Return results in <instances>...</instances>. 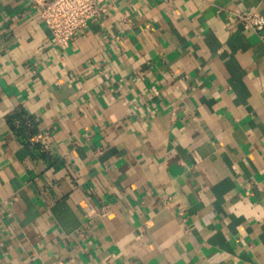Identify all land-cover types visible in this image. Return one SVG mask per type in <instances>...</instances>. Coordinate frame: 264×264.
Returning <instances> with one entry per match:
<instances>
[{
    "label": "crops",
    "instance_id": "obj_1",
    "mask_svg": "<svg viewBox=\"0 0 264 264\" xmlns=\"http://www.w3.org/2000/svg\"><path fill=\"white\" fill-rule=\"evenodd\" d=\"M103 6L0 0V264H264V0Z\"/></svg>",
    "mask_w": 264,
    "mask_h": 264
},
{
    "label": "built area",
    "instance_id": "obj_2",
    "mask_svg": "<svg viewBox=\"0 0 264 264\" xmlns=\"http://www.w3.org/2000/svg\"><path fill=\"white\" fill-rule=\"evenodd\" d=\"M36 12L48 29L52 43L66 49L80 31L105 12L106 0H32ZM236 19L245 29L264 35V14L257 11L238 13Z\"/></svg>",
    "mask_w": 264,
    "mask_h": 264
}]
</instances>
